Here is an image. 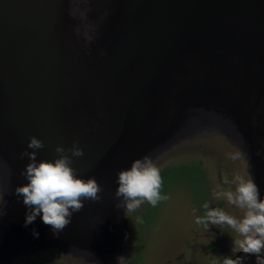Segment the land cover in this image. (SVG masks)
<instances>
[{
	"label": "water",
	"instance_id": "95a60500",
	"mask_svg": "<svg viewBox=\"0 0 264 264\" xmlns=\"http://www.w3.org/2000/svg\"><path fill=\"white\" fill-rule=\"evenodd\" d=\"M33 135L37 160L78 141L73 167L103 189L59 238L41 216L25 227L15 195ZM209 138L239 150L264 199V0H0V264H125L118 172Z\"/></svg>",
	"mask_w": 264,
	"mask_h": 264
},
{
	"label": "clouds",
	"instance_id": "9594fccd",
	"mask_svg": "<svg viewBox=\"0 0 264 264\" xmlns=\"http://www.w3.org/2000/svg\"><path fill=\"white\" fill-rule=\"evenodd\" d=\"M44 146V142L33 135L27 145V149L32 151L25 149L20 153L21 159L27 156L30 162L21 173L27 183L18 185L15 195L22 197L23 204L28 209L25 227L41 216L54 237L59 238L60 233L72 222L74 213L84 208L85 201H99L103 189L95 176L84 178L73 167V157L84 155L78 141H74L70 148L57 145L55 152L58 155L54 159L37 160V150ZM227 156L235 161L241 158V153L230 152ZM223 183H230L227 177ZM117 184L114 194L116 207L123 208L125 213L136 212L145 202L155 207L160 201L170 198L161 194V168L147 154L134 159L130 167L121 169L117 175ZM231 184L234 188L218 186L213 193L214 198L225 200L240 209L242 216H234L221 207H211L205 202L202 205L203 215H196L197 210L193 209L195 223L205 229H209L210 225L221 229L227 226L233 236V255L242 251L245 256L255 255L256 264H264V199H261L260 188L252 174L245 176L239 172L234 173ZM4 214L0 210V216ZM134 222L143 223V218L136 217ZM32 234L39 237L36 229L32 230ZM222 264H243V257L224 256Z\"/></svg>",
	"mask_w": 264,
	"mask_h": 264
},
{
	"label": "rangeland",
	"instance_id": "374dc122",
	"mask_svg": "<svg viewBox=\"0 0 264 264\" xmlns=\"http://www.w3.org/2000/svg\"><path fill=\"white\" fill-rule=\"evenodd\" d=\"M239 151L224 138L196 139L176 144L158 161L163 178L162 195L168 200L155 207L145 202L134 213H125L128 232L122 241L125 264H222L224 256L233 255L231 229L210 225L205 229L195 223L203 215L202 205L221 207L229 214L242 216V211L225 200L214 198L218 186L234 188V173L250 174L244 157L231 160L227 154ZM227 177L229 184L223 183ZM136 217L143 223L135 224ZM242 257V256H241ZM253 255L243 257V264H255ZM14 264H86L58 251L40 253Z\"/></svg>",
	"mask_w": 264,
	"mask_h": 264
},
{
	"label": "flooded vegetation",
	"instance_id": "af4514ba",
	"mask_svg": "<svg viewBox=\"0 0 264 264\" xmlns=\"http://www.w3.org/2000/svg\"><path fill=\"white\" fill-rule=\"evenodd\" d=\"M244 255L245 254L242 251L236 253V256H242V257H244ZM253 257L256 259V256L255 255H253ZM254 258H252V259H254ZM255 264H256V262H255Z\"/></svg>",
	"mask_w": 264,
	"mask_h": 264
}]
</instances>
